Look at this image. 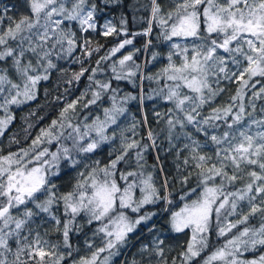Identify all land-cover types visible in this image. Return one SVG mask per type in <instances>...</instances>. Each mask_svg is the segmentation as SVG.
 <instances>
[{
    "label": "snow or ice",
    "instance_id": "1",
    "mask_svg": "<svg viewBox=\"0 0 264 264\" xmlns=\"http://www.w3.org/2000/svg\"><path fill=\"white\" fill-rule=\"evenodd\" d=\"M109 6L120 0H21L18 16L8 15L16 5L0 4V137L13 106L37 100L54 73L69 86L88 80L28 147L0 152V264H113L145 229L151 243L131 264H264V0H150L147 27L131 38L123 16L120 27L101 23ZM155 28L168 50L146 63L163 57L159 71L148 74L134 59L139 48L117 57L141 35L149 52ZM90 33L125 38L100 54ZM145 80L157 85L151 94ZM121 81L140 95L124 93ZM227 84H236L234 94L216 104ZM146 99L170 105L154 112L160 133L147 115L122 127L128 105ZM93 106L102 116H80ZM103 145L111 146L107 159H96ZM162 152L174 154L176 175ZM66 172L73 175L63 190ZM82 233L86 254L76 257L72 237ZM169 236L179 251L166 245Z\"/></svg>",
    "mask_w": 264,
    "mask_h": 264
},
{
    "label": "trees",
    "instance_id": "2",
    "mask_svg": "<svg viewBox=\"0 0 264 264\" xmlns=\"http://www.w3.org/2000/svg\"><path fill=\"white\" fill-rule=\"evenodd\" d=\"M1 2L5 5H8L11 7L12 5H16L17 8L13 11H10L8 15H16L18 16L20 14V11H23V9L20 8L21 0H1ZM161 2L167 7V4L169 3V0H161ZM150 0H120V6H109L107 8H104L103 11L99 14L100 15V21L101 23L111 20L117 27H120V20L123 16L126 21V27L129 31V37L131 38V33L133 32H140L145 27H147V20L150 16ZM159 33V29L155 28L153 32V45L154 47L150 49L149 52H144L143 45L144 41L147 39L144 36H136L134 39L133 45L126 46L121 53L117 54V57L127 54L132 51L133 47L141 49L139 53H136L134 56V59L138 63H140L142 66H145V71L148 74H152L156 71H159L160 68H162L166 63L167 60L163 57L153 63H146L147 60L150 59L151 52H162L165 56L167 53V45L161 44L157 39L156 36ZM93 40V47H96L97 44L101 45V53L110 50L113 46H115L120 40L124 39V36H109L104 37L97 33H90L89 34ZM181 42V41H176ZM117 57H114L113 59H116ZM97 55H94L91 59V65L95 66V61L97 59ZM87 64V61H86ZM61 66L67 67L70 71H79L80 65L79 64H71L67 65L64 62H61ZM110 75V70L106 72L105 74ZM87 73L85 74V77L81 79L79 84H73L71 86L65 85L63 83L62 78L60 77L59 73H54L52 78L48 82H44L40 85L38 98L35 101H32L28 104H24L21 107L12 108V111L15 115V119L12 122V124L9 126L8 130L5 132V135L2 137L3 141L11 140V138L14 136L16 139L19 140V143H11L10 147L7 148L4 145L2 146V153L7 154L8 152H14L20 147H28V145L31 143V140L34 138L35 134L39 131V129L46 127L51 123L53 119H56L59 115V112L61 108L72 99H75L80 95L81 92L84 91L88 84L87 80ZM235 84H230L229 88H231V92L224 93L217 97L215 103L216 104H223L228 101V97L231 95V93L234 90ZM65 87L69 88V92L65 93L64 89ZM119 87L122 89L124 93H131L133 95L139 96L141 93L140 86L133 87L131 84L127 83L126 81L119 82ZM143 92L144 94H151L152 90L157 88V85L151 81L145 80L143 82ZM45 90H47V95H45ZM61 96L62 99L57 101L56 97ZM170 105L164 104L159 99L157 100H145L143 106H141L138 102L133 101L128 105L129 108V116L128 119L124 121V124L121 125L122 127L129 124L131 121V117H135L137 120H142L144 115H147L148 118V124L150 127L156 131L157 133H160V129L164 127V122L161 120L159 123H157V118L154 115V112L160 111L164 112ZM207 111V109L205 110ZM31 113H35V115H32ZM88 113H92V116L95 115H101L102 116V109L97 108L93 106L89 109H82L80 110L79 114L82 117L83 115H86ZM92 116H89V119H92ZM43 117V119H41ZM123 119V118H122ZM28 124H32L33 127L28 129ZM27 129V132L25 131ZM111 131V130H109ZM140 131L142 134H146V128L141 127ZM30 133V135L28 134ZM162 136V134H161ZM201 140H203V137H199ZM2 141V142H3ZM118 143V142H117ZM167 142L165 141V144ZM56 145H52V149H54ZM110 145H103L100 150L96 154H94L96 159L105 160L107 159V153L109 151ZM161 162L163 164V167L168 172L169 176L176 175V167L175 164L177 161H175V156L173 153H161ZM148 162L149 164H155L156 161L153 158V155L150 153L148 155ZM72 173L66 172L63 173L62 176L58 179V182L60 183L63 190H67V188L70 185L71 179H72ZM195 186V180L193 179L192 183L189 185V187ZM179 187V185H177ZM253 223H256V221H253ZM85 232H88L89 235H91V232L89 229H85ZM165 235H168L165 233ZM50 239H55L54 233L50 235ZM58 238V236H57ZM84 235L83 233L80 236H73L72 242L74 244V247L82 246L84 247ZM185 237H180V242L182 243ZM149 244L151 243V235L147 232V230H143V235L139 237V239L133 238L129 246L125 249H122V255L116 257L113 261V264H124L125 261L128 262V264H131V261L133 258L140 260V253L139 248L141 244ZM166 245H168L171 248H176V251H179V248L177 247V241L172 239L171 236L168 237L165 241ZM75 254V252H74ZM172 255H175L176 252H172ZM254 253H247V258H252ZM69 261H65L64 264H67Z\"/></svg>",
    "mask_w": 264,
    "mask_h": 264
},
{
    "label": "rangeland",
    "instance_id": "3",
    "mask_svg": "<svg viewBox=\"0 0 264 264\" xmlns=\"http://www.w3.org/2000/svg\"><path fill=\"white\" fill-rule=\"evenodd\" d=\"M0 4H3L2 2H1V0H0ZM68 66L69 65H71V64H67ZM229 85L230 84H227V86H226V91L224 92V93H229V92H231V88H229ZM236 85V84H235ZM235 90H236V86L234 87V90H233V92L231 93V95L232 94H234V92H235ZM224 93H222V94H224ZM221 94V95H222ZM21 107V106H20ZM13 108H16V106H13ZM18 108V107H17ZM255 115H259V113L257 112ZM128 125V124H127ZM127 125H125V126H127ZM125 126H123V127H125ZM39 131H40V129H39ZM39 131L35 134V136L39 133ZM34 136V137H35ZM2 140V137H0V152H2V146L4 145L5 147H7V148H9L10 147V144H11V140H7V141H3ZM55 148H56V146L54 147V149L53 150H55ZM54 236H55V239H51V240H53V241H56L58 238H57V234H55L54 233ZM97 243H99V240H97ZM79 248V252H75V256L76 257H79L80 255H84V254H86V249H85V247H82V246H79L78 247ZM62 251H66V249H61ZM67 264H70V262H68Z\"/></svg>",
    "mask_w": 264,
    "mask_h": 264
}]
</instances>
